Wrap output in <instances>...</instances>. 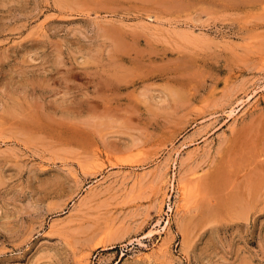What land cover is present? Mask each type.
Returning a JSON list of instances; mask_svg holds the SVG:
<instances>
[{"label":"rangeland","instance_id":"1","mask_svg":"<svg viewBox=\"0 0 264 264\" xmlns=\"http://www.w3.org/2000/svg\"><path fill=\"white\" fill-rule=\"evenodd\" d=\"M0 264H264V0H0Z\"/></svg>","mask_w":264,"mask_h":264},{"label":"bare ground","instance_id":"2","mask_svg":"<svg viewBox=\"0 0 264 264\" xmlns=\"http://www.w3.org/2000/svg\"><path fill=\"white\" fill-rule=\"evenodd\" d=\"M249 97V96H248ZM167 223H168V221L165 223V226L164 227H167ZM163 227V226H162ZM164 229V228H163Z\"/></svg>","mask_w":264,"mask_h":264}]
</instances>
